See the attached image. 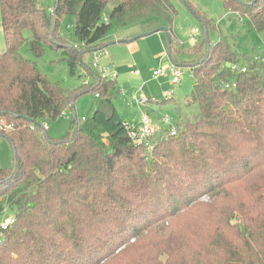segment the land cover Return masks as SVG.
Here are the masks:
<instances>
[{
	"label": "trees",
	"instance_id": "obj_1",
	"mask_svg": "<svg viewBox=\"0 0 264 264\" xmlns=\"http://www.w3.org/2000/svg\"><path fill=\"white\" fill-rule=\"evenodd\" d=\"M222 1L264 31V0ZM176 15L171 0H0V138L13 150V166L0 167V217L6 209L14 219L0 228V264H264V63L254 50L238 58L221 42L210 47L192 66L186 103L198 114L148 146L126 135L116 80L84 66L93 83L71 93L38 68L47 47L75 76L104 39ZM66 16L75 19V45L60 33ZM89 92V115L74 114L68 132L50 138L46 124ZM158 223L165 231L144 245ZM129 238L141 240L114 254Z\"/></svg>",
	"mask_w": 264,
	"mask_h": 264
},
{
	"label": "rangeland",
	"instance_id": "obj_2",
	"mask_svg": "<svg viewBox=\"0 0 264 264\" xmlns=\"http://www.w3.org/2000/svg\"><path fill=\"white\" fill-rule=\"evenodd\" d=\"M242 1L249 3L252 0ZM171 2L177 10L172 23L161 18H154L116 32L103 40V44L113 42L115 44L103 50L109 54L110 59L117 58V62L109 66L104 61V56L99 61L101 65H108L117 75L113 104L119 116L131 122L140 119L142 113H147L152 125L156 126L155 134L157 135L152 136L156 139L160 133L169 130L170 126L163 123L164 119H168L170 125L174 127L183 117L193 119L198 114L196 104L187 105L186 103L193 86V67L190 66L203 60L210 47L221 42L228 46L238 58H251L253 50L259 57L264 56V31L251 30L249 18L227 11L222 0H171ZM53 3L54 0H43L45 7H51ZM186 3H189L194 11L186 7ZM111 8L112 5L108 4L104 16H107ZM74 24L75 19L72 16H66L60 25V33L70 45L76 44ZM168 28L171 29L170 43L164 31ZM23 35L25 38L31 36L28 31H25ZM4 47L5 42L0 26V50ZM135 58L139 60L134 62ZM59 59L58 52L46 47L43 56L37 61L40 72L47 80L57 84L65 92L71 93L77 92L86 83H93V79L84 68V66L93 68L92 53H85L82 56L81 63L76 65L75 76L70 75L68 66ZM172 64L180 68L182 76L179 84L173 87L172 96L166 100L164 93L171 89L169 82L167 81L168 85L165 83L166 77L151 79V75L154 70L165 69ZM135 72H138V75H134ZM142 97L154 100L155 103L138 105L136 101ZM95 101L92 92L78 96L73 108L64 111L65 116L54 123L46 124L47 135L52 139L62 138L69 130L73 115L75 114L78 119L89 115ZM12 166V147L6 139L0 138V167ZM239 195L243 194L239 193ZM237 197L238 201L242 198ZM208 199L209 196H204L200 201L207 202ZM165 225L158 223L149 233L145 232L142 243L148 245L157 241L165 231ZM127 240V245L124 244L126 241L114 243V254L128 245L139 243L141 239ZM117 244L119 245L116 246Z\"/></svg>",
	"mask_w": 264,
	"mask_h": 264
},
{
	"label": "built area",
	"instance_id": "obj_3",
	"mask_svg": "<svg viewBox=\"0 0 264 264\" xmlns=\"http://www.w3.org/2000/svg\"><path fill=\"white\" fill-rule=\"evenodd\" d=\"M105 22H107L106 19H104ZM93 55V61H92V67L95 69L98 74L101 76V78L110 79V80H116L117 75L114 71L110 70V67L108 65H101L100 59L102 56L104 58L107 56V52L103 49H98L92 52ZM258 60L261 63H264V56L258 58ZM232 70H237L238 68L236 66H231ZM242 73L246 71V68L243 67L240 69ZM182 76V72L180 68L176 65H170L168 68H160L156 69L152 72L151 78L152 79H158L160 77H167L169 79V85L171 86L170 90L165 91L164 96L165 99L168 100L172 96V89L173 87L177 86L179 84V80ZM223 87L225 89H228L230 86L228 84H224ZM234 87V85H232ZM154 101V100H151ZM150 102V99L146 97H142L137 99L136 103L138 105H147ZM64 115V114H63ZM65 116V115H64ZM164 124H169V136H174L176 134V127H172L170 125V121L168 119H164ZM126 135L128 139L133 142L134 144L144 145L148 146L149 142L148 139L151 138L154 135V129L150 124V118L147 113H142L139 121H131V122H124L123 124ZM14 219L7 215L6 209L3 211L2 216L0 217V228L6 229L11 224H13Z\"/></svg>",
	"mask_w": 264,
	"mask_h": 264
},
{
	"label": "crops",
	"instance_id": "obj_4",
	"mask_svg": "<svg viewBox=\"0 0 264 264\" xmlns=\"http://www.w3.org/2000/svg\"><path fill=\"white\" fill-rule=\"evenodd\" d=\"M171 35V34H170ZM175 36V35H174ZM176 37V36H175ZM102 43H103V41H102ZM115 43L113 42V43H109V44H103V46H104V48H106L107 46H109V45H114ZM104 48H102V49H104ZM167 54H168V56L170 55V50H169V48H168V50H167ZM108 56V57H107ZM107 56L105 57V59H104V61H106L107 63H108V65L110 66V65H114L115 63L114 62H117V58H115L114 57V59H110V57H109V54H107ZM139 59H136L135 58V60H134V62L135 61H138ZM132 61H133V59H132ZM120 63V62H119ZM177 66V65H176ZM192 66L193 65H191L190 67L192 68ZM134 75H138V72H135L134 73ZM117 79V78H116ZM152 79V78H151ZM159 79V78H158ZM165 79H167L166 80V84L169 82V80H168V78L166 77ZM155 80H157V79H155ZM168 81V82H167ZM116 84H117V81H116ZM168 85V84H167ZM152 103H155L154 101H151L150 100V102L148 103V104H152ZM149 116V115H148ZM150 118V117H149ZM123 119V118H122ZM123 120H125V119H123ZM140 119H135V120H133V121H139ZM126 121V120H125ZM127 122H130V121H127ZM150 124H151V126L153 127V129L156 131V126L155 125H152V123H151V119H150ZM157 132V131H156Z\"/></svg>",
	"mask_w": 264,
	"mask_h": 264
},
{
	"label": "water",
	"instance_id": "obj_5",
	"mask_svg": "<svg viewBox=\"0 0 264 264\" xmlns=\"http://www.w3.org/2000/svg\"><path fill=\"white\" fill-rule=\"evenodd\" d=\"M167 33V30H164ZM168 43H170L169 36L167 34ZM227 67H229V64H227Z\"/></svg>",
	"mask_w": 264,
	"mask_h": 264
}]
</instances>
